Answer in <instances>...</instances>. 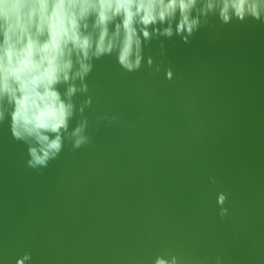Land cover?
Masks as SVG:
<instances>
[{"label":"water","instance_id":"1","mask_svg":"<svg viewBox=\"0 0 264 264\" xmlns=\"http://www.w3.org/2000/svg\"><path fill=\"white\" fill-rule=\"evenodd\" d=\"M149 55L159 73L95 62L91 143H66L47 168L27 167V146L0 124V264L24 252L30 264H151L164 251L264 264V25L213 17L190 43L161 37ZM105 113L119 122H98Z\"/></svg>","mask_w":264,"mask_h":264},{"label":"clouds","instance_id":"2","mask_svg":"<svg viewBox=\"0 0 264 264\" xmlns=\"http://www.w3.org/2000/svg\"><path fill=\"white\" fill-rule=\"evenodd\" d=\"M213 17L221 25H264V0H0V124L8 121L12 138L27 146V167L47 168L66 143L73 150L91 143L84 113L93 103L87 78L96 61L114 57L124 72L159 73L162 64L146 58L145 48L161 37L190 43ZM163 71L166 80L175 78L171 67ZM78 96L86 98L77 104ZM119 120L97 117L109 125ZM227 200V193H217L222 219L229 215ZM31 260L24 252L15 264ZM151 264L189 261L164 251ZM213 264L224 258L217 255Z\"/></svg>","mask_w":264,"mask_h":264}]
</instances>
